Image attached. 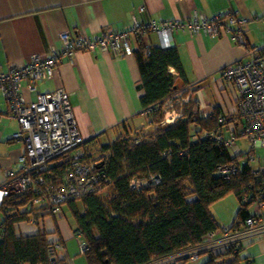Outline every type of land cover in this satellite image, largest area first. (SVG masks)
<instances>
[{"label":"trees","instance_id":"1","mask_svg":"<svg viewBox=\"0 0 264 264\" xmlns=\"http://www.w3.org/2000/svg\"><path fill=\"white\" fill-rule=\"evenodd\" d=\"M133 54L144 86L142 110L154 131L141 133L143 129L125 124L116 140L101 145L104 156L99 160L82 145L87 163L100 178L98 188L61 204V218L73 236L81 235L86 243L83 255L88 264H243L240 256L247 239L222 250L208 239L224 229L210 207L228 194L239 202L232 231L245 224L255 202H264L261 176L253 173L246 154L233 156L232 148L211 137L217 131L238 135L241 115L226 116L216 108L214 116L205 117L199 104L189 101L182 116L162 125L166 102L180 92L189 96L179 52L138 41ZM240 161L247 164L243 172L222 174V169ZM65 168V162L57 161L51 170L56 175L47 176L48 182H62ZM108 190L112 194L104 203L100 197ZM36 197L29 187L10 194L0 206V264H49L50 249L56 244L63 247L57 252L58 264H68L61 230L57 224L47 228L60 216L44 202L35 204ZM24 224L33 225L36 232L24 234ZM248 239L260 240L253 235Z\"/></svg>","mask_w":264,"mask_h":264},{"label":"crops","instance_id":"2","mask_svg":"<svg viewBox=\"0 0 264 264\" xmlns=\"http://www.w3.org/2000/svg\"><path fill=\"white\" fill-rule=\"evenodd\" d=\"M195 12L209 18L231 12L250 19L244 28L247 46L233 41V31L221 36L180 32L173 43L189 82V95L201 111L208 114L218 108L226 116L237 115L235 91L220 73L229 64L247 61L250 48L264 47V0H0V73L26 65L33 55L60 53L65 32L72 38L84 34L96 39L107 31L124 32L135 20L141 25L167 19L186 22ZM147 43L159 46L157 35L150 33ZM60 58L52 79L38 82L36 91L23 82V94L32 102L38 94L68 93L87 152L93 155L101 145L116 140L125 124L137 127L148 120L140 102L144 86L134 54L116 55L96 48ZM170 72L177 75L174 68ZM19 129L18 121L9 118V104L0 91V187L6 184L8 172H17L21 166L25 145L13 140ZM57 218L47 228L57 224L72 264H87L71 257L67 243L74 233L64 219ZM36 230L22 225L26 235ZM251 240L247 239L241 253L243 264H264V239Z\"/></svg>","mask_w":264,"mask_h":264},{"label":"built area","instance_id":"3","mask_svg":"<svg viewBox=\"0 0 264 264\" xmlns=\"http://www.w3.org/2000/svg\"><path fill=\"white\" fill-rule=\"evenodd\" d=\"M140 10L143 11V8ZM249 22L247 17L231 12L217 14L213 18L195 12L186 22L167 19L141 25L135 20L124 32L107 31L96 39L84 34L72 38L70 33L65 32L61 34L63 47L60 53L53 50L50 57L33 55L26 65L12 69L7 74L0 73V91L9 104V118L17 120L20 125L19 131L13 135V140L25 145L20 169L17 172L10 170L6 184L0 187V206L10 194L22 193L32 187L38 196L34 203L39 205L44 202L49 209L62 217L60 205L70 200H78L97 189L100 179L92 170L93 165L87 163L86 154L81 150L85 143L77 127L69 94L64 90L46 92L38 94L35 101L29 102L23 94V82L31 91H36L38 82L52 79L54 69L61 62L60 55L72 57L77 51H92L96 48L116 55H133L134 45L138 41L150 47L147 43L150 33L157 35L159 47L162 49L173 47L174 36L180 32H187L191 36L201 33L207 36H221L233 31V41L247 46L244 28ZM261 22L264 24V19ZM220 74L222 80L231 84L235 91L238 112L244 123L240 136L235 133L225 136L222 131H217L211 137L223 142L227 148L235 147L239 137L246 138L253 150L264 147V47L250 48L247 61L229 64ZM191 99L189 95L184 101L188 103ZM171 101L169 99L166 106ZM185 102L180 103L181 107ZM212 115L214 116V112L204 116ZM180 116L182 110L165 109L162 125L174 123ZM224 119L225 117L221 116L219 122L223 123ZM193 139H196V136ZM253 154H246L250 166V162L255 161ZM57 161L65 162L64 180L52 183L50 179L48 182L47 176L56 175L51 170ZM257 163L261 162L257 160ZM246 166L244 161H240L237 165L222 169L221 172L229 176L235 171L243 172ZM252 170L256 176H261L264 189V160L257 167H252ZM231 228L229 226L211 233L208 239L216 243L215 247L220 250L227 249L238 239L245 240L252 235L264 239V202H255L252 205V214L245 224L233 231ZM78 238L80 252L84 254L88 250L87 245L82 241L81 235ZM58 251H63L61 244L51 247L49 264H58ZM67 263L72 264V259L68 258Z\"/></svg>","mask_w":264,"mask_h":264},{"label":"rangeland","instance_id":"4","mask_svg":"<svg viewBox=\"0 0 264 264\" xmlns=\"http://www.w3.org/2000/svg\"><path fill=\"white\" fill-rule=\"evenodd\" d=\"M186 90L188 92L191 91L188 89H185L184 91H186ZM184 98L185 97H183V94L181 92L176 94L174 97L170 98L172 101L170 102V104L168 106H165L166 109L170 110V111L172 109H175V108H177L178 110H183L184 105L187 104L184 101ZM191 98H192V96H191ZM190 101L197 103V101H195L193 98ZM181 102H185V103H183L182 107L180 105ZM171 104L173 106H170ZM239 120H240V118H239ZM242 123H244L243 119L240 121V126L242 125ZM137 128L143 129V131H141V133H150V132L154 131V128L150 125L149 120H147L143 125L137 126ZM225 133H227V129H225ZM135 134L136 133H134V135ZM238 135L240 136V132H238ZM133 136H132V138H134ZM103 143H107L106 140H104ZM96 151L97 152H94L92 159L99 160L102 156H104V154H102L100 152L101 149H96ZM250 151H252L250 143L246 140V138L239 137L237 145L230 150V153L234 156L239 152L247 154ZM252 153H254L253 156L255 157V161L250 162L251 166L257 167L264 160V147L256 148ZM257 160H259L261 163H257ZM111 194H112V190H108L107 192L103 193V195H101L100 198L103 200L104 203H107L108 198L111 196ZM79 203H78V205L81 208V204H79ZM238 210H239V202H238L236 195H234L233 193L228 194L225 198H223L222 200L218 201L217 203H215L214 205H212L210 207V211H211L212 215L214 216V218L217 220V222L221 226H231L232 223L235 221ZM71 220H72V217H71ZM74 237L75 236H73L70 240H68V243H67V248L70 252V255H71V257H73L76 260H80V261L87 263L86 256L81 254L80 249H79V238H76V237L74 238ZM61 254L59 253V255H61ZM76 262H78V261H76Z\"/></svg>","mask_w":264,"mask_h":264}]
</instances>
